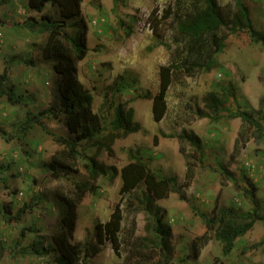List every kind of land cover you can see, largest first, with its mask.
I'll list each match as a JSON object with an SVG mask.
<instances>
[{"label":"rangeland","instance_id":"374dc122","mask_svg":"<svg viewBox=\"0 0 264 264\" xmlns=\"http://www.w3.org/2000/svg\"><path fill=\"white\" fill-rule=\"evenodd\" d=\"M177 1L82 0L89 52L79 62V79L93 95L99 124L92 137L78 142L73 163L65 160L66 147L57 140L76 134L60 110L55 63L42 51L48 32L29 30L32 14L24 11L26 0H0V75H5L0 89L13 86L25 94L17 104L0 94V264H60L55 250L43 256L31 251L38 240L55 247L67 207L57 194L80 199L72 242H81L90 253L99 247L88 264H264L262 219L236 239L228 254L214 230L208 242L202 238L207 219L222 207L264 216V44L254 41L257 34L247 29L235 32L232 24L227 26L217 66L192 76L178 70L167 93V112L155 121L152 99L146 95L158 91L160 66L176 59L166 44L176 47L177 21L170 11ZM218 2L224 15L234 19L237 0ZM242 2L256 33L264 35V0ZM54 8L48 5L47 10L55 13ZM119 75L132 86L115 91L112 85ZM211 91L220 99L219 113L206 99ZM119 106L125 112L134 109L138 131L125 133L111 123ZM239 110L252 112L263 131L241 117H226ZM184 129L198 135L200 146L188 138L181 144ZM137 157L155 173L173 177L175 189L168 197L152 198L144 183L120 193L122 179L115 168L120 171ZM53 159L58 175L50 167ZM187 161L195 168L190 185ZM117 204L124 214L118 254L110 242L98 245L95 237L96 223L108 221ZM160 220L168 231L164 241L157 231Z\"/></svg>","mask_w":264,"mask_h":264},{"label":"trees","instance_id":"16d2710c","mask_svg":"<svg viewBox=\"0 0 264 264\" xmlns=\"http://www.w3.org/2000/svg\"><path fill=\"white\" fill-rule=\"evenodd\" d=\"M81 2L82 0H27V8L41 14L40 18L34 15L29 16L26 23L27 27L30 31L38 29L41 32H48L42 51L46 58L52 59L55 63L58 92L61 98L60 110L65 115L64 118L69 130L76 134L75 138L58 136L57 140L66 147L62 151L65 160L69 159L73 163L79 155L78 142L92 137V133L98 129L99 124V116L92 109L93 95L79 79V62L89 52V25L82 14ZM48 5L55 7L53 9L55 13L47 10ZM237 7L238 10L234 19H229L224 15L218 0L177 1L175 11H170L171 15L175 14L177 21V26L174 28L176 47L174 48L172 44H166L172 53H175L176 59L171 60L168 65L160 66L158 91L154 95H146L152 99V114L155 121L163 119L167 112V93L174 78L177 79L178 70L192 76L200 71H210L217 66L216 55L222 52L226 46L227 35L224 29L227 26L232 24V31L235 32L247 29L252 34H257L258 37L254 41H262L264 44V35L256 33L253 28L248 7L244 5L242 0H237ZM69 28H73L74 31H70ZM4 76V74L0 75V79H3ZM112 86L115 91H123L132 86V83L119 75L115 78ZM2 93H6L8 100L14 104L25 100V94L17 93L13 86L5 91L0 89V94ZM206 99L214 112L219 113L221 111L220 99L215 92L208 93ZM133 112V108L125 112L119 106L116 108L115 117L111 123L117 129L124 128L125 133L136 132L141 124L138 122L133 124ZM216 117L221 118L222 115ZM226 117H241L245 124L254 125L260 133L263 131L262 125L255 120L252 112L248 110L229 111ZM240 134L242 137V130ZM115 138L117 136H112V140ZM185 138H188L192 144L200 146V138L194 131L184 129L180 133L181 144ZM243 140L247 142L245 136ZM181 152H185L182 145ZM62 162L60 161L62 165L66 164V161ZM95 164H98L97 161L91 165L93 174L98 172ZM50 167L53 174L58 175V161L56 159L51 161ZM187 168L186 185H190L195 175V168L189 161H187ZM115 173L120 174L122 179L120 188L122 195L136 189L140 183H144L151 197L157 199L168 197L170 191L175 189V180L172 176H161L155 173L148 163L140 157L131 160L120 171L115 168ZM81 185L85 184L82 183ZM57 196L66 203L67 207L63 211L61 219L62 230L53 239L55 247L52 244L41 245L38 240L34 241L31 251L43 256L55 250L56 260L60 264H86L92 255L99 252V247H93V251L90 253L81 242H72L78 220L77 209L80 199H70L60 194ZM181 197L185 198V195L181 193ZM20 213L21 211L18 212V215ZM259 219L264 220V216L256 212L243 214L233 206H225L216 213V216L207 219L208 230L202 238L208 242L211 238L209 234L214 230L217 239L223 243L224 253L228 254L234 248L236 239L251 230ZM123 220V210L117 204L108 221L99 220L96 223L97 244L104 245L106 242H110L114 252L118 254ZM157 231L163 233L165 237L162 240L164 241L168 231L162 226L161 220L157 225ZM21 233L24 235L25 229H22ZM197 240L195 239V243Z\"/></svg>","mask_w":264,"mask_h":264},{"label":"crops","instance_id":"0c3cea01","mask_svg":"<svg viewBox=\"0 0 264 264\" xmlns=\"http://www.w3.org/2000/svg\"><path fill=\"white\" fill-rule=\"evenodd\" d=\"M24 11H28L29 12V14L31 15H34V16H37L36 14V11H33V10H29V9H27V0H26V9L24 10ZM38 18V17H37Z\"/></svg>","mask_w":264,"mask_h":264}]
</instances>
